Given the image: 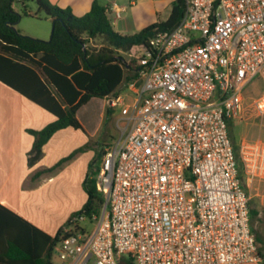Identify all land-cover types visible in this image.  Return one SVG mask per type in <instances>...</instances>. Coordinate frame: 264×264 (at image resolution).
Here are the masks:
<instances>
[{"label": "built area", "instance_id": "obj_1", "mask_svg": "<svg viewBox=\"0 0 264 264\" xmlns=\"http://www.w3.org/2000/svg\"><path fill=\"white\" fill-rule=\"evenodd\" d=\"M127 55L139 76L131 102L106 97L121 137L96 176L104 206L72 219L53 263H260L247 183L264 179V95L263 134L238 145L242 173L229 124L243 121L247 87L264 82V0H185L175 29Z\"/></svg>", "mask_w": 264, "mask_h": 264}, {"label": "trees", "instance_id": "obj_2", "mask_svg": "<svg viewBox=\"0 0 264 264\" xmlns=\"http://www.w3.org/2000/svg\"><path fill=\"white\" fill-rule=\"evenodd\" d=\"M28 1L0 0V81L56 116L43 129L28 130L34 137L28 153V164L33 166L42 159L44 145L57 131L82 128L76 114L84 104L92 98L104 99L115 94L124 82L137 80V61L127 62L126 55L158 32L175 29L183 18L185 0L173 2L166 21L153 23L133 35L115 31L107 8L98 2L93 3L88 13L77 17L70 9L54 6L49 0H32L38 13L52 22L48 41L25 35L16 28L22 15L13 4ZM96 40L102 42L91 45ZM230 136L232 139L231 132ZM232 142L242 173L238 146L233 139ZM86 148L87 145L79 148L51 168L35 172L31 182L60 169ZM103 155L99 152L89 165L83 183L87 194L83 209L74 213L54 237L0 204V264H54V246L65 228L72 225V219L81 215L91 219L105 203L96 188L98 163ZM120 264L134 263L125 256Z\"/></svg>", "mask_w": 264, "mask_h": 264}, {"label": "crops", "instance_id": "obj_3", "mask_svg": "<svg viewBox=\"0 0 264 264\" xmlns=\"http://www.w3.org/2000/svg\"><path fill=\"white\" fill-rule=\"evenodd\" d=\"M174 1L161 5L160 0H49L54 6L70 9L77 17L98 2L107 8L113 28L122 35H133L153 23L166 21ZM125 89L131 92L130 98L135 96L136 89L125 82L112 95H124ZM76 116L82 128L57 131L44 145L42 159L30 166L28 153L34 137L28 130H41L56 116L0 81V204L52 237L85 205L83 183L89 165L99 152L104 153L112 145L114 140L105 126L114 119L117 123L121 113L119 107H110L106 98H92ZM86 145L60 169L31 182L35 172L55 166ZM247 189L253 231L262 257L256 264H264V179L247 183Z\"/></svg>", "mask_w": 264, "mask_h": 264}, {"label": "rangeland", "instance_id": "obj_4", "mask_svg": "<svg viewBox=\"0 0 264 264\" xmlns=\"http://www.w3.org/2000/svg\"><path fill=\"white\" fill-rule=\"evenodd\" d=\"M160 1H161L160 2L161 5L162 2L164 3L168 2V0H160ZM13 8L22 15L20 22L16 25V28L20 30L21 33L45 41H48L51 38L52 28H53L52 22L50 19L44 18L43 13H38V6L35 1L30 0L25 3L15 2L13 4ZM36 14L37 16H35ZM101 42H102L101 40H97L94 43L99 45ZM126 59L127 62H130L131 60H135V58H131L128 55H126ZM123 92L127 102H131V98L129 96L131 92L128 89H125ZM263 95H264V82L262 81V79H256L245 90L244 93L245 112L243 115V121L229 124V130L231 132L232 139L234 140L235 145L238 146L239 143L244 140L245 141L257 140L259 136L263 134L260 127V124H262L261 123L262 120L259 118L254 108L255 102ZM115 120L116 119H114V121L112 122H108L105 126L106 130L110 132L114 140L112 144H116L121 137V131L117 127V123L115 122ZM82 209H80V211ZM67 222L68 220L64 223V225L58 227L57 230L64 227L67 224ZM80 226L84 230L90 232L93 230L95 226V221L92 222L89 219H85L80 223ZM251 226L253 228L252 218H251ZM70 227L71 226L67 228ZM54 263L59 264L56 260L54 261Z\"/></svg>", "mask_w": 264, "mask_h": 264}]
</instances>
